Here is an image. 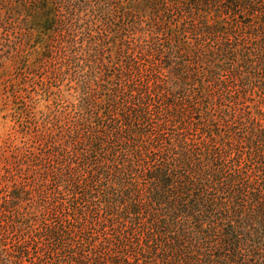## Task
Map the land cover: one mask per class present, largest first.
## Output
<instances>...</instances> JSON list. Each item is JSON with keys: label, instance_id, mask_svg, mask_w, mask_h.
<instances>
[{"label": "trees", "instance_id": "obj_1", "mask_svg": "<svg viewBox=\"0 0 264 264\" xmlns=\"http://www.w3.org/2000/svg\"><path fill=\"white\" fill-rule=\"evenodd\" d=\"M25 51L0 264H264V0H0Z\"/></svg>", "mask_w": 264, "mask_h": 264}, {"label": "rangeland", "instance_id": "obj_2", "mask_svg": "<svg viewBox=\"0 0 264 264\" xmlns=\"http://www.w3.org/2000/svg\"><path fill=\"white\" fill-rule=\"evenodd\" d=\"M11 55L12 52H7L0 57V150L6 138L10 133L15 132V127H17L18 112L13 94V84L18 82L15 73L22 69L25 62L22 60L28 56V51L20 54L18 61L10 58ZM44 105V101L38 102L36 111L43 110Z\"/></svg>", "mask_w": 264, "mask_h": 264}]
</instances>
